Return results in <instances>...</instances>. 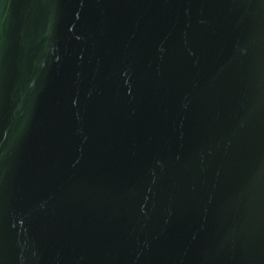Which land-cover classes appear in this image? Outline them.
I'll list each match as a JSON object with an SVG mask.
<instances>
[{"label": "water", "instance_id": "95a60500", "mask_svg": "<svg viewBox=\"0 0 264 264\" xmlns=\"http://www.w3.org/2000/svg\"><path fill=\"white\" fill-rule=\"evenodd\" d=\"M0 264H264V0H0Z\"/></svg>", "mask_w": 264, "mask_h": 264}]
</instances>
